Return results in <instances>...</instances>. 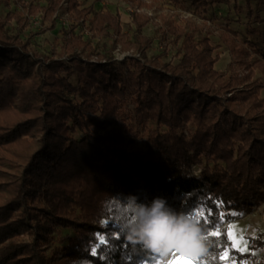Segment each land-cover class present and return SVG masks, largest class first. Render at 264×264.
Masks as SVG:
<instances>
[{
	"label": "trees",
	"instance_id": "obj_1",
	"mask_svg": "<svg viewBox=\"0 0 264 264\" xmlns=\"http://www.w3.org/2000/svg\"><path fill=\"white\" fill-rule=\"evenodd\" d=\"M63 1L32 3L28 11L53 30ZM65 1L74 24L50 55L6 33L10 20L23 24L18 12L0 18V264H150L160 254L129 243L120 223L131 201L157 198L203 228L209 252L200 264H226L227 251L239 264H264L232 250L225 229L211 235L264 198V82L256 78L264 75V29L250 28L246 43L226 29L220 40L231 62L218 71L216 47L208 36L197 40L198 26L161 15L162 35L181 42L179 62L158 67L133 56L118 64L113 49L100 54L94 40L111 36L145 55L153 40L141 32L152 17L134 13L131 42L119 15ZM245 2L250 18L252 0ZM257 5L264 9V0ZM86 24L84 39L75 30ZM64 229L73 236L59 237ZM100 233L108 245L93 256ZM249 248L264 241L250 238Z\"/></svg>",
	"mask_w": 264,
	"mask_h": 264
},
{
	"label": "rangeland",
	"instance_id": "obj_2",
	"mask_svg": "<svg viewBox=\"0 0 264 264\" xmlns=\"http://www.w3.org/2000/svg\"><path fill=\"white\" fill-rule=\"evenodd\" d=\"M47 0H9V4H5L0 0V18L4 19L9 12H18L20 17L24 20L23 24L18 23L17 19H12L5 24L6 33L14 36L17 33L24 39L30 42L29 50L38 55H50L51 51L58 45L62 38L63 31L68 29L74 24L69 18L68 13L65 12V6L58 12V25L53 30H46L49 24H42L41 14L32 16L28 9L33 4L45 5ZM81 8L93 6L96 11H110L120 17L123 32L129 33L130 41L135 42V25L133 15L137 13H145L152 17L147 26L142 30V36L153 40L150 48L145 55H142L134 49L124 50L120 42L116 41L114 37H106L103 39H95L94 44L98 47L100 54L113 49L114 60L120 64L124 63L128 58L136 56L144 63L156 62L162 67L163 64L172 63L177 64L180 59L178 48L180 46L173 42L174 37L162 35L161 28L163 22L160 18L161 15L173 20L175 23L185 25L186 22H193L199 27L200 32L197 33L196 38L208 36L211 44L216 47L214 55L219 56V60L215 64V69L218 71H225L228 64L231 62V54L229 50L222 44L220 35L226 30L230 29L237 35V40L241 43H246L251 39L248 35L250 28L263 30L264 29V9L262 6L257 5V0H252L253 15L248 17V9L245 0H231L229 3L214 4L204 9L203 7L194 4L196 0H185L183 5L175 4L170 0H141L146 6L134 4L132 0H79ZM132 10V14H131ZM132 16V17H131ZM133 19V20H131ZM23 25V26H22ZM44 31V32H43ZM77 35L82 36L84 39L89 38L90 33L88 26L80 25L75 30ZM59 51V47H56ZM65 58V57H64ZM98 58L92 61H97ZM256 78H261L264 82V75L258 73ZM70 81L76 84L75 76H70ZM78 100V96H73ZM261 97L264 98V90L261 92ZM129 108H133L130 104ZM74 137L81 139L82 134L78 130ZM201 169L194 167V173L199 174ZM254 210L252 213H232L230 220H225L220 225L217 232L226 230L227 234L231 230L234 238L240 242L239 247L244 249L238 251L231 246V249L239 253H251L256 256L258 262H264V248L251 251L249 248L250 238L260 237L264 241V198L260 205L253 204ZM72 237L71 230L64 229L61 231L59 237ZM229 237V235H228ZM26 240L28 237L25 236ZM231 245H232V240ZM175 252V251H173ZM173 252L167 255H160L150 264H168L170 260L174 259ZM176 256H185L179 252H175ZM226 264H239L236 260L230 257V251H227ZM191 264H200L198 259L191 261ZM241 264H250L249 260H244Z\"/></svg>",
	"mask_w": 264,
	"mask_h": 264
},
{
	"label": "clouds",
	"instance_id": "obj_3",
	"mask_svg": "<svg viewBox=\"0 0 264 264\" xmlns=\"http://www.w3.org/2000/svg\"><path fill=\"white\" fill-rule=\"evenodd\" d=\"M125 211L129 219L120 224L132 245L160 255L173 251L194 258L208 255L209 242L201 225L189 214L169 208L166 201L157 198L150 205H137L133 200Z\"/></svg>",
	"mask_w": 264,
	"mask_h": 264
},
{
	"label": "snow or ice",
	"instance_id": "obj_4",
	"mask_svg": "<svg viewBox=\"0 0 264 264\" xmlns=\"http://www.w3.org/2000/svg\"><path fill=\"white\" fill-rule=\"evenodd\" d=\"M209 214H211V213H209ZM106 225H107V223H105L103 225V227H106ZM211 235L217 236V235H219V232H212ZM228 235H229V239L232 240V246L234 248H236L238 251H243L244 249H241L239 247L240 242L237 241L234 238L233 233L231 232V230L229 231ZM107 245H108V239H107L106 235L103 234V233L98 234L97 246L91 248V254L93 256H97L99 254L98 250L100 248H102V247L107 246ZM172 254L174 256V259L173 260H170L168 262V264H191V261L194 260V259H196L194 257L176 256V253L175 252H173ZM224 255L227 256V253H225ZM101 259H103V257H101Z\"/></svg>",
	"mask_w": 264,
	"mask_h": 264
},
{
	"label": "built area",
	"instance_id": "obj_5",
	"mask_svg": "<svg viewBox=\"0 0 264 264\" xmlns=\"http://www.w3.org/2000/svg\"><path fill=\"white\" fill-rule=\"evenodd\" d=\"M63 5H64V6H66V5H67V3H66V1H65V0L63 1ZM131 14H132V10H131ZM131 17H132V16H131ZM131 20H133V19H131Z\"/></svg>",
	"mask_w": 264,
	"mask_h": 264
}]
</instances>
